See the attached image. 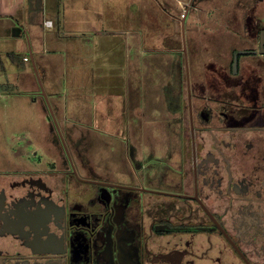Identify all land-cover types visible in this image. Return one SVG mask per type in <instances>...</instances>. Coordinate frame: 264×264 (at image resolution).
<instances>
[{
	"label": "flooded vegetation",
	"instance_id": "1",
	"mask_svg": "<svg viewBox=\"0 0 264 264\" xmlns=\"http://www.w3.org/2000/svg\"><path fill=\"white\" fill-rule=\"evenodd\" d=\"M227 5L188 67L182 30L176 116L127 170L64 145L0 175V264H264V0Z\"/></svg>",
	"mask_w": 264,
	"mask_h": 264
},
{
	"label": "rangeland",
	"instance_id": "2",
	"mask_svg": "<svg viewBox=\"0 0 264 264\" xmlns=\"http://www.w3.org/2000/svg\"><path fill=\"white\" fill-rule=\"evenodd\" d=\"M210 2L215 4L196 6L193 0H99L96 9L103 25L94 29L112 30L113 35L94 34L86 28L83 44L91 49L95 41L106 43L112 38L117 49L112 56L104 51L93 61L87 60L92 73L81 91L85 105L91 106L89 118L79 121L69 116L67 122L59 115V133L53 120L44 128L47 124L34 119L30 108H18L7 116L1 112L0 175L46 166L53 159L50 152L64 161L61 137L67 148H83L90 165L106 167L111 175L113 169L127 170L129 138H137L142 144L146 136L168 134L170 121L176 116L172 105L179 99L182 83V19L185 16V36L193 52L197 37L205 35L215 20L227 18L229 0ZM35 95L40 96L31 94L30 98ZM40 98L45 99L42 95ZM96 102H103V107L94 109ZM44 106L49 115V108ZM70 130L73 137H69Z\"/></svg>",
	"mask_w": 264,
	"mask_h": 264
},
{
	"label": "crops",
	"instance_id": "3",
	"mask_svg": "<svg viewBox=\"0 0 264 264\" xmlns=\"http://www.w3.org/2000/svg\"><path fill=\"white\" fill-rule=\"evenodd\" d=\"M98 1L0 0V120L3 115L15 114L18 108L25 107L43 124L52 121L44 108V103L48 107L46 100L40 98L35 68L57 121L59 115L67 122L69 116L79 121L89 118L91 106L85 105L81 91L92 73L87 60L93 61L104 51L112 56L117 49L112 38L106 43L95 41L91 49H85L83 44L86 28L94 34L113 35L112 30L94 29L103 25L96 9ZM46 21H51L52 26H46ZM27 57L29 61H25ZM31 94L40 96L32 99ZM92 106L99 110L103 102ZM72 133L70 130L69 137H73Z\"/></svg>",
	"mask_w": 264,
	"mask_h": 264
},
{
	"label": "water",
	"instance_id": "4",
	"mask_svg": "<svg viewBox=\"0 0 264 264\" xmlns=\"http://www.w3.org/2000/svg\"><path fill=\"white\" fill-rule=\"evenodd\" d=\"M184 17H185V16H184ZM181 24H182V30H183L185 61H186V66L188 67V60H187V47H186V43H185V20H184V19H182V23H181ZM34 68H35V65H34ZM35 72H36V74H37V77H38V80H39V83H40V86H41V93H42V95L44 96V98H45V100H46V102H47L48 108H49V112H50V117H49V119L53 120L54 124H56L57 130L59 131V133H61V131H60V129H59L58 121H57V119H56V117H55L54 111H53V109H52V107H51V104H50V102H49V100H48L47 94H46L45 90L43 89L42 82H41V79H40V77H39V74H38L36 68H35ZM61 138H62V140H63V144L66 146L63 137H61Z\"/></svg>",
	"mask_w": 264,
	"mask_h": 264
},
{
	"label": "built area",
	"instance_id": "5",
	"mask_svg": "<svg viewBox=\"0 0 264 264\" xmlns=\"http://www.w3.org/2000/svg\"><path fill=\"white\" fill-rule=\"evenodd\" d=\"M46 26H52V22L51 21H46L45 23ZM25 61H29V58H25Z\"/></svg>",
	"mask_w": 264,
	"mask_h": 264
}]
</instances>
